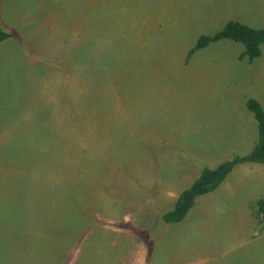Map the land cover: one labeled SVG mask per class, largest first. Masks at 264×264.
<instances>
[{"label": "rangeland", "instance_id": "1", "mask_svg": "<svg viewBox=\"0 0 264 264\" xmlns=\"http://www.w3.org/2000/svg\"><path fill=\"white\" fill-rule=\"evenodd\" d=\"M229 20L264 29V0H0V264H264V165L161 220L257 142L264 44L187 60Z\"/></svg>", "mask_w": 264, "mask_h": 264}, {"label": "trees", "instance_id": "2", "mask_svg": "<svg viewBox=\"0 0 264 264\" xmlns=\"http://www.w3.org/2000/svg\"><path fill=\"white\" fill-rule=\"evenodd\" d=\"M12 37V33L5 31L0 25V43ZM228 39L243 45L239 59L248 61L260 56V46L264 44V29H253L239 22L229 20L214 34L201 35L194 46L187 52V60L197 51L212 42ZM247 109L253 114L257 122L258 139L251 151L242 156H234L218 164L215 168H203L192 184L183 190L175 200L172 209L161 216L166 224L181 222L195 204L196 198L204 196L220 186L232 169L239 164L258 163L264 165V110L254 99L246 101ZM257 212L264 218V198L257 201Z\"/></svg>", "mask_w": 264, "mask_h": 264}, {"label": "crops", "instance_id": "3", "mask_svg": "<svg viewBox=\"0 0 264 264\" xmlns=\"http://www.w3.org/2000/svg\"><path fill=\"white\" fill-rule=\"evenodd\" d=\"M248 60V59H247ZM247 108V107H246ZM254 117V116H253ZM255 119V118H254ZM256 121V120H255ZM256 125H257V122H256ZM253 148V147H252ZM252 164H258V163H252ZM262 165V164H261ZM264 171V170H263ZM222 186V185H221ZM257 204V203H256ZM172 209V208H171ZM179 223H181V222H179ZM176 224H178V223H176Z\"/></svg>", "mask_w": 264, "mask_h": 264}]
</instances>
